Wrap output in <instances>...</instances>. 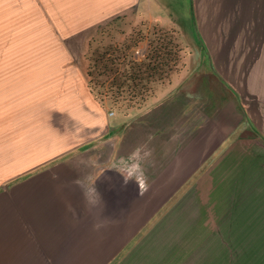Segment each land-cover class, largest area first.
<instances>
[{
  "label": "crops",
  "instance_id": "0c3cea01",
  "mask_svg": "<svg viewBox=\"0 0 264 264\" xmlns=\"http://www.w3.org/2000/svg\"><path fill=\"white\" fill-rule=\"evenodd\" d=\"M119 15L172 29L181 65L122 113L91 92L85 56L13 94L1 130L0 163L8 169L0 175V264L218 261L216 250L195 259L170 231L184 221L203 164L245 116L233 71L261 68L248 54L264 53L250 46V38H264V0H69V38L89 39ZM251 23L252 33L244 29ZM137 54L133 49V60ZM138 145L152 149L142 195L134 181L122 187V176L110 170ZM93 184L103 213L86 210L81 186ZM97 219H107V227L94 230Z\"/></svg>",
  "mask_w": 264,
  "mask_h": 264
},
{
  "label": "rangeland",
  "instance_id": "374dc122",
  "mask_svg": "<svg viewBox=\"0 0 264 264\" xmlns=\"http://www.w3.org/2000/svg\"><path fill=\"white\" fill-rule=\"evenodd\" d=\"M244 29L252 33L257 27L251 23ZM91 32L89 39L69 38V0H0V158L3 109L8 108L17 90L25 94L27 87L41 84L42 79L60 72V64L84 61L85 56L88 66L89 58H95V53L114 49L113 54L118 58L113 67L120 73L127 69L129 60L138 63L151 54L148 41L152 45L166 42L170 55L177 54L176 60L169 61L171 71L162 80L147 83L151 92L181 65V49L172 29L144 20L133 22L129 15H119ZM139 37L143 39L127 50L126 46ZM250 41L254 52L264 48V38H250ZM144 44L148 46L145 54ZM69 47L73 54H69ZM78 48L82 52H77ZM133 49L139 60H133ZM248 57L259 58L256 66L261 68L233 71L239 75L234 77L240 83L238 98L245 116L223 146L203 164L198 191L195 197L186 199L184 221L179 220V228L170 231L171 240H186V252L196 256L195 259L200 256L203 259L216 250V264H264V53H252ZM109 75L94 73L90 77L104 83L91 86L95 98H100L107 109L122 113L143 103L151 93L130 97L124 92L113 98L107 91ZM4 169L8 167L0 163V175ZM193 184V181L188 183L186 190L193 189Z\"/></svg>",
  "mask_w": 264,
  "mask_h": 264
},
{
  "label": "trees",
  "instance_id": "16d2710c",
  "mask_svg": "<svg viewBox=\"0 0 264 264\" xmlns=\"http://www.w3.org/2000/svg\"><path fill=\"white\" fill-rule=\"evenodd\" d=\"M116 17L111 18L109 21H112ZM142 39V37H139L135 41L131 42L128 46H126V49L130 50ZM163 43L164 42L159 41L156 43L157 45H152V41H148V45L151 46V54L138 63H133L132 60H129L127 69L120 73L117 67H113L115 59L118 58L113 54L114 49L111 52L102 51L95 53V58H89L86 71L87 83L91 92L93 93V88L91 86L93 83L99 86H103L104 84L103 82L97 80L94 81L90 78L95 73L96 75L103 74L106 76L110 74L109 76L111 77L107 85V91L111 92V96H113V98L122 96V93L124 92H126L128 95L130 94V97H141L144 93H150L151 90L147 83L162 80L165 77L164 75L171 71V68L168 65L169 61L172 59L176 60L175 57L177 54L171 53L170 55V50L166 49L165 47L167 43ZM122 57H125V53H122ZM90 60L93 61L92 64ZM92 66L93 72L91 70ZM112 88H114V91H112ZM93 95L96 97L95 93H93ZM97 100L102 102L100 98ZM128 100H130V98H128Z\"/></svg>",
  "mask_w": 264,
  "mask_h": 264
},
{
  "label": "clouds",
  "instance_id": "9594fccd",
  "mask_svg": "<svg viewBox=\"0 0 264 264\" xmlns=\"http://www.w3.org/2000/svg\"><path fill=\"white\" fill-rule=\"evenodd\" d=\"M152 157V149L147 145H138L126 156H120L111 166L110 170L119 173L123 178V186L129 181H134L137 185L138 195H142L149 187V180L146 174L145 165L148 164ZM81 194L85 201L86 210L91 212L93 209L100 207L104 211V202L100 193L97 191L95 184L91 186H81ZM107 219H97L93 224L94 230H100L107 227Z\"/></svg>",
  "mask_w": 264,
  "mask_h": 264
},
{
  "label": "built area",
  "instance_id": "2783aa9c",
  "mask_svg": "<svg viewBox=\"0 0 264 264\" xmlns=\"http://www.w3.org/2000/svg\"><path fill=\"white\" fill-rule=\"evenodd\" d=\"M109 113H111V112H109Z\"/></svg>",
  "mask_w": 264,
  "mask_h": 264
}]
</instances>
